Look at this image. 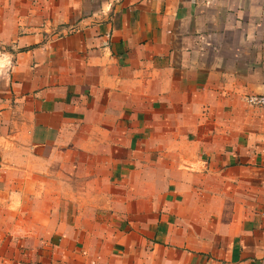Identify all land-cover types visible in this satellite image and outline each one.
<instances>
[{
    "label": "crops",
    "instance_id": "obj_1",
    "mask_svg": "<svg viewBox=\"0 0 264 264\" xmlns=\"http://www.w3.org/2000/svg\"><path fill=\"white\" fill-rule=\"evenodd\" d=\"M264 0H0V264H264Z\"/></svg>",
    "mask_w": 264,
    "mask_h": 264
},
{
    "label": "built area",
    "instance_id": "obj_2",
    "mask_svg": "<svg viewBox=\"0 0 264 264\" xmlns=\"http://www.w3.org/2000/svg\"><path fill=\"white\" fill-rule=\"evenodd\" d=\"M244 101L250 106L264 107V94H248Z\"/></svg>",
    "mask_w": 264,
    "mask_h": 264
}]
</instances>
